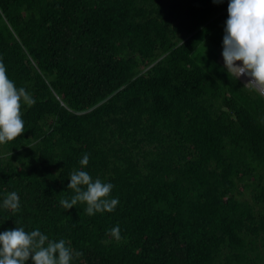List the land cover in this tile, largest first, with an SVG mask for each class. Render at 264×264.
Segmentation results:
<instances>
[{
    "label": "trees",
    "instance_id": "1",
    "mask_svg": "<svg viewBox=\"0 0 264 264\" xmlns=\"http://www.w3.org/2000/svg\"><path fill=\"white\" fill-rule=\"evenodd\" d=\"M228 3L0 0V58L36 101L0 144V233L64 239L70 264H264V96L218 59ZM74 170L115 210H65Z\"/></svg>",
    "mask_w": 264,
    "mask_h": 264
},
{
    "label": "clouds",
    "instance_id": "2",
    "mask_svg": "<svg viewBox=\"0 0 264 264\" xmlns=\"http://www.w3.org/2000/svg\"><path fill=\"white\" fill-rule=\"evenodd\" d=\"M227 10L222 51L225 67L237 78L246 77L245 86L251 85L264 95V0H229ZM237 61L242 63L237 64ZM21 102L31 107L36 101L25 88H17L8 78L0 58V144L13 141L24 133ZM79 163L86 167L89 155L85 154ZM113 187L99 178L93 179L86 171L74 170L67 185L74 195L70 199H61L60 204L68 210L78 202L85 203V212L89 216L112 212L119 203L118 199L109 198ZM3 207L14 212L19 210L20 198L15 191L7 194ZM107 234L119 240V225ZM73 255L80 257L83 253H73L64 239L49 240L39 229L27 232L23 227H16L0 233V264H26L29 259L32 264H70Z\"/></svg>",
    "mask_w": 264,
    "mask_h": 264
},
{
    "label": "rangeland",
    "instance_id": "3",
    "mask_svg": "<svg viewBox=\"0 0 264 264\" xmlns=\"http://www.w3.org/2000/svg\"><path fill=\"white\" fill-rule=\"evenodd\" d=\"M219 31H220V33H219ZM217 35L219 36L220 35V37H221V39H219L218 41H220V42H222L223 41V37H224V34H223V32H221V28H220V30H217ZM222 51H223V49H218L217 50V54H218V59H219V61L225 66V64H224V59H223V56H222ZM237 64H241L242 62L241 61H237L236 62ZM244 84H245V81H243V79L242 78H239ZM248 86H250V85H248Z\"/></svg>",
    "mask_w": 264,
    "mask_h": 264
},
{
    "label": "built area",
    "instance_id": "4",
    "mask_svg": "<svg viewBox=\"0 0 264 264\" xmlns=\"http://www.w3.org/2000/svg\"><path fill=\"white\" fill-rule=\"evenodd\" d=\"M240 78H242L243 79V81H245L247 78L246 77H244V76H241ZM251 86V85H250ZM264 96V95H263Z\"/></svg>",
    "mask_w": 264,
    "mask_h": 264
}]
</instances>
